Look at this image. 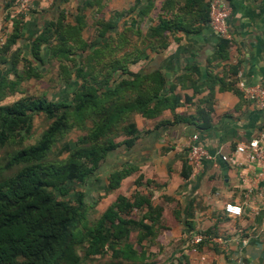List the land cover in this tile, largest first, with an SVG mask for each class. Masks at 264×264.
Listing matches in <instances>:
<instances>
[{
  "label": "crops",
  "instance_id": "obj_1",
  "mask_svg": "<svg viewBox=\"0 0 264 264\" xmlns=\"http://www.w3.org/2000/svg\"><path fill=\"white\" fill-rule=\"evenodd\" d=\"M209 1L55 0L24 17V50L49 21L59 17L71 25L80 21L88 43L100 41L99 21L114 26L104 41L125 29H138L140 35L130 32V39L124 40L138 47L149 42L150 27L161 19L173 27L160 40L152 39L167 43L166 47L147 48L129 70L138 75L159 72L166 80L165 95L176 96L180 104L152 118L135 114V142L111 152L101 168L108 175L123 166L136 167L109 194L117 193L104 210L119 195L130 196L137 190L161 207L163 227L147 249L152 264H264L261 168L236 150L264 130V107L234 90L240 80L264 85V0H219L230 9L226 36L206 21ZM8 4L10 0H0V31L6 27L12 31ZM149 6L148 13L140 15ZM193 134L199 135L211 155L200 172L189 162ZM226 203L240 204L242 214L228 215ZM196 235L203 236L200 243L193 242Z\"/></svg>",
  "mask_w": 264,
  "mask_h": 264
},
{
  "label": "trees",
  "instance_id": "obj_2",
  "mask_svg": "<svg viewBox=\"0 0 264 264\" xmlns=\"http://www.w3.org/2000/svg\"><path fill=\"white\" fill-rule=\"evenodd\" d=\"M206 9L210 22V1ZM149 10L150 6L140 15ZM24 17L8 12L12 31L0 44V152L16 148L0 162V264H89L97 258H107L100 264H152L147 249L163 226L162 209L153 206L148 195L139 190L119 195L94 222L89 209L136 170L123 166L108 175L101 170L111 152L135 142L138 130L133 116L152 118L180 104L176 96L165 95L166 80L159 72L138 75L129 70L147 48L166 47L167 43L152 39L160 40L173 27L161 19L150 27L149 42L138 47L124 43L130 32L140 35L138 29H125L104 41L114 26L99 21L100 41L88 43L80 21L71 25L59 17L49 21L24 50ZM54 62L60 85L74 87L70 95L22 96L5 103L23 93V83L43 78ZM37 114H44L50 124L27 144ZM198 115L204 119L203 111L198 110ZM74 130L85 133L74 142L66 141ZM58 145L68 155L52 159ZM92 179L103 182L104 193L89 202L85 189Z\"/></svg>",
  "mask_w": 264,
  "mask_h": 264
},
{
  "label": "built area",
  "instance_id": "obj_3",
  "mask_svg": "<svg viewBox=\"0 0 264 264\" xmlns=\"http://www.w3.org/2000/svg\"><path fill=\"white\" fill-rule=\"evenodd\" d=\"M54 2L55 0H10L8 12L12 17L26 15L38 5H51ZM229 13L230 9L221 4L219 0H210V24L222 36L227 35V17ZM237 88L246 100L264 107V85H249L240 80ZM236 150L244 153L249 160L258 163L261 168L259 178L264 182V130L257 138L247 143H240ZM188 156L195 172L202 171L204 162L211 158L209 150L200 143L198 134H193L191 137ZM224 210L231 216H239L243 212L242 206L237 203H226ZM202 240V235H196L193 238L194 243H200Z\"/></svg>",
  "mask_w": 264,
  "mask_h": 264
},
{
  "label": "rangeland",
  "instance_id": "obj_4",
  "mask_svg": "<svg viewBox=\"0 0 264 264\" xmlns=\"http://www.w3.org/2000/svg\"><path fill=\"white\" fill-rule=\"evenodd\" d=\"M11 31V27L5 28L0 31V44L5 40L6 35ZM48 70L45 72L44 77L41 79H31L26 83H23V93H17L13 96L8 97L5 100V103H11L15 99L22 97V96H43L48 95L52 96L55 99H60L64 95H70L73 91L72 86L70 87H64L61 86L58 82V73H59V67L58 63L54 62L53 64H50L47 66ZM77 83V81L74 82V85ZM50 124V121L46 118L44 114H37L34 119V128H33V134L31 138L27 141V144L34 143L42 134V132L48 127ZM85 131L81 130H74L71 133H69L66 137V141L74 142L78 136L84 134ZM122 139V138H119ZM63 142V141H62ZM60 145V144H59ZM59 145L54 148L51 158L52 159H63L68 155V152H61L59 151ZM15 147H7L3 151L0 152V162L2 161V158L5 156V154L9 151L15 150ZM105 170L102 169V172ZM104 175V174H103ZM103 182L102 181H95L92 179V181L89 182L87 188L85 189L87 200L89 202L93 201L97 196L103 195ZM117 193L115 192L112 196H104L99 200V202L89 209V219L91 222L96 221V219L100 216V214L104 211L106 206L109 204L111 200H113L116 197ZM68 197L72 196H66L64 197L67 199ZM137 215V213L135 212ZM131 238L135 239V232L132 233ZM107 258H97L95 261L90 262L89 264H100L103 260H106Z\"/></svg>",
  "mask_w": 264,
  "mask_h": 264
}]
</instances>
